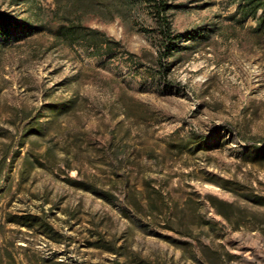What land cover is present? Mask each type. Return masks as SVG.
Masks as SVG:
<instances>
[{
	"label": "rangeland",
	"instance_id": "rangeland-1",
	"mask_svg": "<svg viewBox=\"0 0 264 264\" xmlns=\"http://www.w3.org/2000/svg\"><path fill=\"white\" fill-rule=\"evenodd\" d=\"M166 1L168 56L147 9L87 17L97 54L39 29L54 0H0V264H264V29Z\"/></svg>",
	"mask_w": 264,
	"mask_h": 264
},
{
	"label": "trees",
	"instance_id": "trees-1",
	"mask_svg": "<svg viewBox=\"0 0 264 264\" xmlns=\"http://www.w3.org/2000/svg\"><path fill=\"white\" fill-rule=\"evenodd\" d=\"M31 1V0H26ZM237 14L240 20L254 18L257 21V29H264V0H236ZM56 8L52 18L41 20L39 29L49 31L55 37L64 39L72 44H80L87 48H93L97 54L108 53L115 46L119 45V40L108 36L99 28L88 26L85 19L89 16H98L106 21L116 18L129 19L133 13L140 9H147L155 18L159 28L162 41L160 51L165 56L170 55L175 47L177 36L173 34L172 23L168 15L171 8L166 0H54ZM261 12V14H260ZM2 20L3 18L0 17ZM5 22V21H4ZM36 116L29 119L31 131H41ZM224 127L227 125H223ZM218 126L213 124V128ZM42 132V131H41ZM205 136V134H203ZM23 142L20 143V145ZM256 145V142H247ZM19 150L17 151V153ZM1 173V171H0ZM82 183V182H79ZM133 205L140 207V199L143 192L135 190ZM156 195H161L159 190L154 189ZM110 251L119 253L115 246H106Z\"/></svg>",
	"mask_w": 264,
	"mask_h": 264
}]
</instances>
